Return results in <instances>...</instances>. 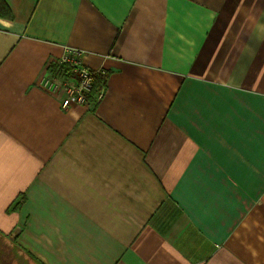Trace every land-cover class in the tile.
I'll return each mask as SVG.
<instances>
[{"label":"crops","instance_id":"0c3cea01","mask_svg":"<svg viewBox=\"0 0 264 264\" xmlns=\"http://www.w3.org/2000/svg\"><path fill=\"white\" fill-rule=\"evenodd\" d=\"M2 1L0 264H264V0Z\"/></svg>","mask_w":264,"mask_h":264},{"label":"built area","instance_id":"2783aa9c","mask_svg":"<svg viewBox=\"0 0 264 264\" xmlns=\"http://www.w3.org/2000/svg\"><path fill=\"white\" fill-rule=\"evenodd\" d=\"M83 50L64 46L63 52L57 64H64L69 68V75L49 74L41 80V86L51 94L58 96L62 108L70 105L89 104L88 94L92 90L93 77L98 73L84 66L82 61ZM95 98L102 96L101 90H97Z\"/></svg>","mask_w":264,"mask_h":264},{"label":"trees","instance_id":"16d2710c","mask_svg":"<svg viewBox=\"0 0 264 264\" xmlns=\"http://www.w3.org/2000/svg\"><path fill=\"white\" fill-rule=\"evenodd\" d=\"M3 1L0 0V10H6V6L3 5ZM50 73L51 74H60V75H69V68L66 67V65L64 64H55L52 67H50ZM93 85H92V90L90 91V93L88 94V98L90 100L93 99V97L95 96V94L97 93L96 91L99 90L101 88L102 85H104L105 83V79H106V75L102 74L100 75L99 73H97L95 75V77H93Z\"/></svg>","mask_w":264,"mask_h":264}]
</instances>
